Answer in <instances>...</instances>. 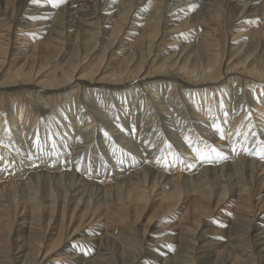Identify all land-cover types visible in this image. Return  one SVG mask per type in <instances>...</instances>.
Returning <instances> with one entry per match:
<instances>
[{
    "label": "bare ground",
    "instance_id": "1",
    "mask_svg": "<svg viewBox=\"0 0 264 264\" xmlns=\"http://www.w3.org/2000/svg\"><path fill=\"white\" fill-rule=\"evenodd\" d=\"M55 3L0 0V264H264V0Z\"/></svg>",
    "mask_w": 264,
    "mask_h": 264
},
{
    "label": "snow or ice",
    "instance_id": "2",
    "mask_svg": "<svg viewBox=\"0 0 264 264\" xmlns=\"http://www.w3.org/2000/svg\"><path fill=\"white\" fill-rule=\"evenodd\" d=\"M38 2H39V0H33V3H38ZM47 2H48V3H51L53 7L58 6V4L55 3V0H47ZM61 2H62V0H61ZM33 19H36V17H33ZM205 148L209 149V151H210L211 153H217V155H219V153L217 152V149H215L214 147H211V146H207V145H206ZM192 150H193L194 152H197V155H200L201 158H205V154H204L203 150H201V149H197V148H195V147H193ZM262 151H264V148H262ZM262 158H264V157H262Z\"/></svg>",
    "mask_w": 264,
    "mask_h": 264
},
{
    "label": "rangeland",
    "instance_id": "3",
    "mask_svg": "<svg viewBox=\"0 0 264 264\" xmlns=\"http://www.w3.org/2000/svg\"><path fill=\"white\" fill-rule=\"evenodd\" d=\"M228 49H229V48H228ZM229 59H230V58H229ZM229 59H228L227 63L230 61ZM227 63H226V64H227ZM140 226H142V225H140ZM144 226H145V225H144ZM144 226H143V227H144Z\"/></svg>",
    "mask_w": 264,
    "mask_h": 264
}]
</instances>
